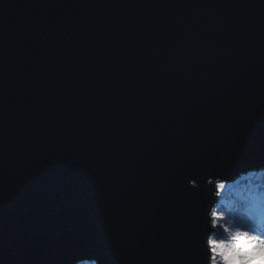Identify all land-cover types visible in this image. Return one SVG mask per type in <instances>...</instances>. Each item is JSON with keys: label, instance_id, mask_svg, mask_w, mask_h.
I'll return each mask as SVG.
<instances>
[{"label": "water", "instance_id": "1", "mask_svg": "<svg viewBox=\"0 0 264 264\" xmlns=\"http://www.w3.org/2000/svg\"><path fill=\"white\" fill-rule=\"evenodd\" d=\"M262 172L264 0H0V264H211Z\"/></svg>", "mask_w": 264, "mask_h": 264}, {"label": "trees", "instance_id": "2", "mask_svg": "<svg viewBox=\"0 0 264 264\" xmlns=\"http://www.w3.org/2000/svg\"><path fill=\"white\" fill-rule=\"evenodd\" d=\"M250 181L257 184L255 188L250 189L251 186L248 187ZM256 190L264 193V173L255 176L251 175L240 180L237 185H228L225 188L220 206L217 209V212H222L223 218L218 220L220 227L216 228V234L213 236V240L226 243H229L231 240L227 234H221V230L224 231L223 224H239L243 228L252 230L256 227L262 228L264 226V218L262 217L264 212H262V209L255 203L256 198H258ZM252 210L253 213L250 212ZM252 214H255L256 218L255 228L247 225L245 221L242 220V217H251ZM217 264H223V261L217 258Z\"/></svg>", "mask_w": 264, "mask_h": 264}, {"label": "clouds", "instance_id": "3", "mask_svg": "<svg viewBox=\"0 0 264 264\" xmlns=\"http://www.w3.org/2000/svg\"><path fill=\"white\" fill-rule=\"evenodd\" d=\"M215 244L223 264H264V240L250 238L237 231L230 244L223 241H215Z\"/></svg>", "mask_w": 264, "mask_h": 264}, {"label": "snow or ice", "instance_id": "4", "mask_svg": "<svg viewBox=\"0 0 264 264\" xmlns=\"http://www.w3.org/2000/svg\"><path fill=\"white\" fill-rule=\"evenodd\" d=\"M207 183L209 185L213 186V191L215 192V195L220 196V194L222 192H224L228 182L224 179L213 180L212 178H209L207 180ZM188 186L191 189H198L199 184H198V181L196 179H189L188 180ZM211 217H212V219H211L212 228L220 227V225L218 224V220L223 218L222 212H217V210L215 208H213L211 210ZM224 231L230 233L229 228L226 226L224 227ZM256 231L264 232V228H258V229H256ZM243 233L246 234L250 238H255L258 240H264V235H256V234H252L251 232H243ZM230 235H231V233H230ZM207 244H208V240H207ZM210 249H211V264H217V258L222 259V256L216 248L215 240H213V243L210 246Z\"/></svg>", "mask_w": 264, "mask_h": 264}, {"label": "rangeland", "instance_id": "5", "mask_svg": "<svg viewBox=\"0 0 264 264\" xmlns=\"http://www.w3.org/2000/svg\"><path fill=\"white\" fill-rule=\"evenodd\" d=\"M234 184H238V182H235ZM228 186V184L226 185V187ZM238 188V187H237ZM224 192H222L221 194H220V199L222 200V198H223V194ZM262 198V200H264V197L262 196L261 197ZM251 213H253V210L252 211H250ZM263 212H264V210H263ZM262 217L264 218V213L262 214ZM255 214H252V216L251 217H242V220L243 221H245V223L247 224V225H249V226H253L252 228H255L254 227V225H256V223H255ZM224 225V227L226 226V227H228L229 228V230H230V233H231V235H230V233L229 232H226L225 233V231H223V230H221V234L223 235V234H227V236L231 239L230 241H229V243H226V242H224L225 244H230L231 242H232V235H234L237 231H239V232H251L252 234H256V235H264V232H261V231H256V229H258V227H256L255 229H248V228H243V227H241L239 224H223ZM243 228V229H242ZM262 228H264V226L262 227ZM216 234V233H215ZM214 234V235H215ZM212 242H213V240L210 242V246L212 245Z\"/></svg>", "mask_w": 264, "mask_h": 264}, {"label": "bare ground", "instance_id": "6", "mask_svg": "<svg viewBox=\"0 0 264 264\" xmlns=\"http://www.w3.org/2000/svg\"><path fill=\"white\" fill-rule=\"evenodd\" d=\"M263 173V172H262ZM261 173V174H262ZM259 175V174H258ZM252 176H255V174H252ZM256 183L255 182H252V181H250L249 182V184H248V187L249 186H251L250 187V189H253V188H255L256 187ZM256 192L258 193V194H256V195H258L257 197L258 198H256V204H257V206H259L261 209H262V212H263V210H264V200H262V196L264 197V193H261V192H258L257 190H256ZM224 194V193H223ZM92 264V263H91Z\"/></svg>", "mask_w": 264, "mask_h": 264}]
</instances>
